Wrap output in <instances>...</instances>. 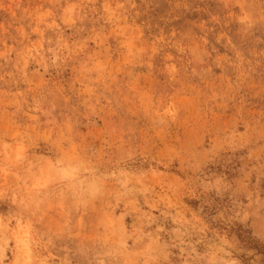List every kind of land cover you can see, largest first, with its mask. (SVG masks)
<instances>
[{
  "label": "rangeland",
  "instance_id": "374dc122",
  "mask_svg": "<svg viewBox=\"0 0 264 264\" xmlns=\"http://www.w3.org/2000/svg\"><path fill=\"white\" fill-rule=\"evenodd\" d=\"M263 255L264 0H0V264Z\"/></svg>",
  "mask_w": 264,
  "mask_h": 264
},
{
  "label": "trees",
  "instance_id": "16d2710c",
  "mask_svg": "<svg viewBox=\"0 0 264 264\" xmlns=\"http://www.w3.org/2000/svg\"><path fill=\"white\" fill-rule=\"evenodd\" d=\"M241 240L246 242V245L252 247V248H256L259 249V245L256 242H253V240L251 239V237L249 235H242L241 236ZM260 264H264V255L263 257L260 259L259 261Z\"/></svg>",
  "mask_w": 264,
  "mask_h": 264
}]
</instances>
